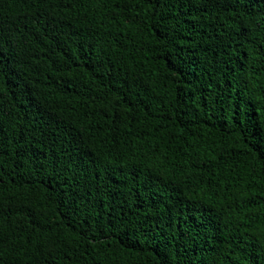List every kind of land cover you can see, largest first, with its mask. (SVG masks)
<instances>
[{"label": "trees", "instance_id": "1", "mask_svg": "<svg viewBox=\"0 0 264 264\" xmlns=\"http://www.w3.org/2000/svg\"><path fill=\"white\" fill-rule=\"evenodd\" d=\"M0 264H264V0H0Z\"/></svg>", "mask_w": 264, "mask_h": 264}]
</instances>
